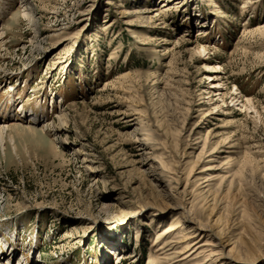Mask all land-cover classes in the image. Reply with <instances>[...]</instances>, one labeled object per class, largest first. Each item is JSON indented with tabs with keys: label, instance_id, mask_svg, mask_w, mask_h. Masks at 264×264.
<instances>
[{
	"label": "rangeland",
	"instance_id": "1",
	"mask_svg": "<svg viewBox=\"0 0 264 264\" xmlns=\"http://www.w3.org/2000/svg\"><path fill=\"white\" fill-rule=\"evenodd\" d=\"M169 1L0 0V264H264V0Z\"/></svg>",
	"mask_w": 264,
	"mask_h": 264
},
{
	"label": "bare ground",
	"instance_id": "2",
	"mask_svg": "<svg viewBox=\"0 0 264 264\" xmlns=\"http://www.w3.org/2000/svg\"><path fill=\"white\" fill-rule=\"evenodd\" d=\"M163 1H165V0H163ZM167 1H169V0H167ZM23 2H24V5L26 6L24 16L27 17V19L32 22L34 20V18H33V15L31 14V12L29 11L30 10L29 7L26 5L27 0H23ZM172 3H173L172 0H170L167 4L162 3L161 8L160 7L159 8L154 7L152 9L144 8V9H137L134 12H126V11L119 12V14L122 17L127 18V15L134 13L135 15H137L141 18L146 17L148 20H156L159 17H161V14L164 11H167L168 9H170ZM116 7L117 8L123 7V4L117 3ZM5 9H6L5 4L0 6L1 14L4 13ZM125 24L130 25L131 23L126 19ZM198 33H199L198 35H201L202 30L200 29ZM1 37H3V33L0 34V44L2 41ZM146 38H148V37H146ZM187 50L189 52H191V54H193V53H195L197 48L191 47V48H187ZM204 66H205L204 69L209 72V74H207L206 76H207V79H211V84H212L211 87H214V88L217 87L218 84H216V82L214 83L213 79L214 78H215V80L219 79V80H217V82H219L222 79V75L219 73V69L221 68L220 64L214 63V64H208V65H204ZM210 92L211 93L214 92V94H215V92H217V91L210 90L207 93H210ZM220 96H222V95H220ZM240 103H242V102H240ZM241 106H246V105L243 103ZM32 120L33 119H30L29 121L31 122ZM58 120H59L57 122L58 124L54 125V128L56 130H59V131L64 130V127L66 126V124L68 122L67 114H66L64 109H62L60 114L58 115ZM52 124H54V123H52ZM4 127H16V125L13 124V125H7V126H0V133H1V131H3L2 129H4ZM215 151L216 150H212V152H215ZM77 152L81 153L85 156L87 155L86 153H83V151H81V150H78ZM85 156H84V159H86ZM206 180H208V179H206ZM206 180H203L202 182H204ZM221 180H223V179H221ZM206 185H208V184H206ZM181 208H183V207H181ZM181 211L182 212L179 213L178 216L176 214L172 213V215L169 218V222H168L167 227L159 233L158 237L167 235V238L159 247V249L162 250L163 259L174 260V257H175L174 255H176L179 257L178 261H183L180 264H188V262H186V261H190L191 262L190 264H214V263L217 264L220 261L222 253L217 252L213 248V246H215L214 244H212L209 241L207 242V240H203V237H205L206 234L204 235L202 233H197L196 230L193 231L192 229L186 230V227L184 226V222L181 220V218L187 217V219H189V221H192V222H193V219L190 218L189 211H185L184 208ZM184 212H186V215L183 214ZM196 229L202 230L203 227L196 225ZM179 244H183L182 245L183 248L179 249L178 251H174L175 247ZM206 251L208 252V254L205 253ZM130 254L131 253L127 254V253L122 252V253H119L117 255V257L119 260L128 259V258L132 257ZM204 254H206V255L204 257H202V255H204ZM119 260H118V263L122 262ZM152 261L153 260H150L149 264L153 263ZM220 264H223V263L221 262ZM228 264H230V262H228Z\"/></svg>",
	"mask_w": 264,
	"mask_h": 264
}]
</instances>
